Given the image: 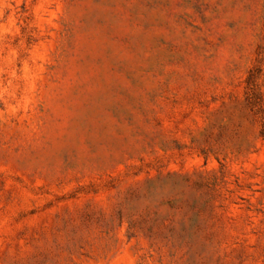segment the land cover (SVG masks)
Here are the masks:
<instances>
[{
	"label": "rangeland",
	"instance_id": "rangeland-1",
	"mask_svg": "<svg viewBox=\"0 0 264 264\" xmlns=\"http://www.w3.org/2000/svg\"><path fill=\"white\" fill-rule=\"evenodd\" d=\"M0 264H264V0H0Z\"/></svg>",
	"mask_w": 264,
	"mask_h": 264
}]
</instances>
